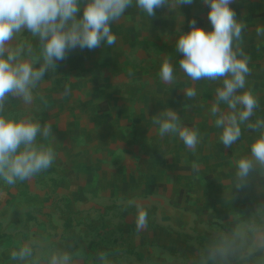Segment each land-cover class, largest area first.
Here are the masks:
<instances>
[{"label":"crops","instance_id":"crops-1","mask_svg":"<svg viewBox=\"0 0 264 264\" xmlns=\"http://www.w3.org/2000/svg\"><path fill=\"white\" fill-rule=\"evenodd\" d=\"M230 7L247 25L242 47L251 58L246 89L259 105L254 122L264 118V37L256 35L264 0ZM208 11L195 0L151 18L133 5L111 24L113 46L77 48L39 82L31 104L6 101V115L51 125L54 138L37 143L55 159L27 181L0 180V264H49L58 253L69 254V264H264V168L243 180L236 175V161L250 155L259 132L242 125L241 138L225 148L211 114L217 85L194 84L175 50L192 18L211 30ZM16 46L39 51L27 33ZM165 58L173 84L159 78ZM188 87L195 98H186ZM167 108L198 131L195 151L178 135L158 134L152 118ZM136 205L149 214L146 230H136ZM25 245L32 255L14 259Z\"/></svg>","mask_w":264,"mask_h":264},{"label":"clouds","instance_id":"clouds-1","mask_svg":"<svg viewBox=\"0 0 264 264\" xmlns=\"http://www.w3.org/2000/svg\"><path fill=\"white\" fill-rule=\"evenodd\" d=\"M195 0H0V180L8 185L27 181L49 169L55 159L51 147L38 144L37 138L53 137L51 125L31 116L14 118L5 114L9 98L25 105L34 99V90L49 71H55L58 62L68 54L80 50H95L106 42L116 43L111 24L120 20L133 5L155 18L156 10L167 7L175 10L192 5ZM235 0H202L207 5L211 30L198 26L195 18L189 20V30L180 32L175 50L181 54L180 70L195 84L208 81L216 84L215 102L211 114L214 124L221 129L219 140L231 148L242 136V125L259 135L250 144V155L236 161V175L245 179L258 165L264 168V118L251 122L258 108V99L246 89L250 74V56L244 51L242 33L247 27L238 20L230 7ZM27 33L39 43L38 54L31 46L13 47L16 39ZM256 35L264 37V25L256 27ZM159 78L167 84L176 81L171 61L165 58L159 69ZM65 86V92H69ZM188 99L197 96L194 87L184 90ZM220 104L227 106L222 111ZM158 125V134L178 135L184 145L196 150L200 142L198 131L179 123L176 111L167 108L152 118ZM193 168L197 165L193 163ZM137 231L149 226V214L136 205ZM13 258L32 255L28 246L14 252ZM67 253L53 254L49 264H69Z\"/></svg>","mask_w":264,"mask_h":264}]
</instances>
